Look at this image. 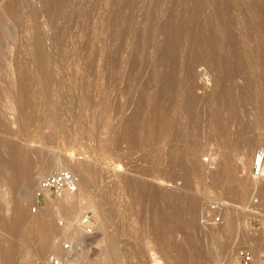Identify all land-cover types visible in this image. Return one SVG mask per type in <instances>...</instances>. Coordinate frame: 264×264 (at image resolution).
Masks as SVG:
<instances>
[{"label":"rangeland","instance_id":"rangeland-1","mask_svg":"<svg viewBox=\"0 0 264 264\" xmlns=\"http://www.w3.org/2000/svg\"><path fill=\"white\" fill-rule=\"evenodd\" d=\"M257 147L264 0H0V162L16 161L0 176V264H31L62 236L68 264H240L239 247L264 264V222L245 210L264 195ZM53 158L76 190L32 210ZM214 197L229 205L205 225ZM40 215L51 234L35 255Z\"/></svg>","mask_w":264,"mask_h":264},{"label":"built area","instance_id":"built-area-1","mask_svg":"<svg viewBox=\"0 0 264 264\" xmlns=\"http://www.w3.org/2000/svg\"><path fill=\"white\" fill-rule=\"evenodd\" d=\"M251 176L261 183V188L264 191V148L257 147L254 149L251 157L250 165ZM76 190V180L74 175L69 170H59L42 177L34 191V205L32 210L38 207L42 199L55 196L62 197L66 193H73ZM229 205L225 200L214 197L211 198L201 217V222L205 225L216 224L220 221V210ZM245 210L250 212L257 222H264V195H254L250 198L245 206ZM78 229L84 236L93 233V225L87 213H82L77 221ZM61 227L64 226L63 221L58 223ZM75 241L67 236H62L56 241L54 248L46 253L43 257L35 260L31 264H66L68 256L74 248ZM236 256L240 264H251L253 261L252 252L246 247H239L236 250ZM259 258L264 260V248L259 253Z\"/></svg>","mask_w":264,"mask_h":264},{"label":"bare ground","instance_id":"bare-ground-1","mask_svg":"<svg viewBox=\"0 0 264 264\" xmlns=\"http://www.w3.org/2000/svg\"><path fill=\"white\" fill-rule=\"evenodd\" d=\"M192 100V102L190 103V105L187 107L188 109H192V107H193V105H192V103H193V101H194V99H193V97L191 98ZM247 142H249V144L251 143V142H255L256 141V138H250V139H247L246 140ZM246 143V142H245ZM5 146V145H4ZM5 147H7V146H5ZM8 152L7 153H9V150H7ZM11 151V150H10ZM18 152V151H17ZM11 154L12 155H10V157L12 156H15V155H13L14 153H12V151H11ZM21 155V154H20ZM7 157H9L8 155H7ZM12 157H11V159L10 158H7V159H10V160H12ZM6 158H5V160L4 161H1L0 162V176L1 175H3V173H4V164L5 163H7V165L9 166H11L12 168L14 167V166H16L15 165V163H16V161H13L14 160V157H13V160L10 162V160H7ZM45 162V161H44ZM60 162V161H59ZM46 164L44 165V167L43 168H49L50 169V167H54V166H56V171H59V170H67V169H63L62 168V165H58V162L56 161V159H50V160H48V162H47V160H46V162H45ZM63 164V163H62ZM19 165V164H18ZM15 168V167H14ZM38 168V167H37ZM80 169V168H79ZM81 170V169H80ZM56 171H54V172H56ZM51 173H53V172H51ZM51 173H48V174H51ZM48 174H46V175H48ZM79 174V173H78ZM26 176V175H25ZM28 177V176H27ZM30 177V176H29ZM32 177V176H31ZM44 177V176H43ZM83 178V177H82ZM28 180V179H27ZM29 181V180H28ZM83 184V183H82ZM261 190V189H260ZM258 192V191H257ZM258 193H262V192H258ZM1 196V195H0ZM156 197V196H155ZM153 198H154V196H153ZM0 199H1V197H0ZM156 200V199H155ZM152 201H153V199H152ZM197 201V200H196ZM196 201H194V200H192V201H190V199L187 201V202H189V203H187L188 204V206H189V208L191 209V210H194L196 207H197V204H196ZM98 202V201H97ZM198 203V202H197ZM93 204V203H92ZM91 206V205H90ZM93 206H95V204L93 205ZM92 206V207H93ZM97 206V205H96ZM56 212L57 213H66V209H65V207L64 206H56ZM96 209V208H95ZM201 209V208H200ZM53 210V209H52ZM196 210V209H195ZM46 212V211H45ZM194 214H195V212H194ZM202 214V213H201ZM193 216H195L196 217V215H193ZM193 216H192V220H193ZM40 217H41V215H40ZM46 219V218H45ZM50 219V218H49ZM195 219V218H194ZM19 220V219H18ZM38 220V219H37ZM102 220V219H101ZM0 221H1V219H0ZM39 221V220H38ZM194 221V220H193ZM18 222V221H17ZM0 223H2V221L0 222ZM194 223V222H193ZM17 224V223H16ZM16 224H15V226H16ZM19 224V223H18ZM38 224V223H37ZM114 224V223H113ZM51 226V225H50ZM50 226L48 225V222L46 221V220H44V218L43 217H41L40 218V224H38L37 225V227H38V229H37V234L35 233V235H37L36 236V238H37V245H39L37 248H34V250H32V253L33 254H35V255H39V254H41L42 252H44V250L46 249V247H47V245H48V242H47V240L49 239V236L48 235H50L51 233H50ZM75 226V225H74ZM34 227V226H33ZM53 227V226H52ZM51 227V228H52ZM19 228V227H18ZM36 228V227H35ZM111 228V227H110ZM75 229V228H74ZM35 230V229H34ZM51 230H53V228L51 229ZM25 231V230H24ZM50 233V234H49ZM52 233H54V231L52 232ZM19 235V234H18ZM21 235V234H20ZM27 235V234H26ZM34 235V236H35ZM54 236V235H53ZM112 236V235H111ZM69 237V236H68ZM73 238V237H72ZM51 239V238H50ZM93 240V239H92ZM239 240H241V242H246V243H248L249 245H251L252 247H254V246H256V244L258 243V238L256 237V236H254V235H252V236H246V235H241L240 237H239ZM26 242V241H25ZM29 242V241H28ZM115 242V241H114ZM33 244V243H32ZM108 244V243H107ZM34 246V245H33ZM224 248H222V250H223ZM30 250V251H31ZM226 250V249H225ZM224 250V251H225ZM74 251H75V249L73 248L72 249V251L70 252V254L69 255H73V253H74ZM95 251V250H94ZM102 252V251H101ZM105 252V251H104ZM104 254V253H103ZM107 254V253H106ZM183 255H187V252L185 253L184 252V254ZM214 256L216 255V254H213ZM226 255V254H225ZM5 256V255H4ZM195 256V255H194ZM194 256H191V257H194ZM7 257V256H6ZM83 257H87V256H83ZM82 257V258H83ZM84 259V258H83ZM6 260V259H5ZM216 260V259H215ZM1 261H4L3 259H2V257H1ZM87 261V260H86ZM86 261H84V262H86ZM6 262H7V260H6ZM103 262V261H102ZM187 262V261H186ZM87 263V262H86ZM106 263V262H105ZM66 264H68V261H67V263ZM93 264H103V263H99V261L98 262H94Z\"/></svg>","mask_w":264,"mask_h":264}]
</instances>
